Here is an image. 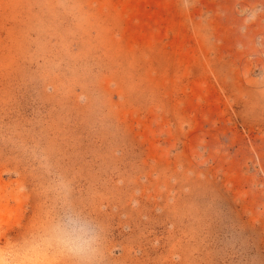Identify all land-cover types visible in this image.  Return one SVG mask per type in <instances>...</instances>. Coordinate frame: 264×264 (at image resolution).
Here are the masks:
<instances>
[{
	"label": "rangeland",
	"instance_id": "rangeland-1",
	"mask_svg": "<svg viewBox=\"0 0 264 264\" xmlns=\"http://www.w3.org/2000/svg\"><path fill=\"white\" fill-rule=\"evenodd\" d=\"M66 202L99 264H264V0H0V236Z\"/></svg>",
	"mask_w": 264,
	"mask_h": 264
},
{
	"label": "clouds",
	"instance_id": "clouds-1",
	"mask_svg": "<svg viewBox=\"0 0 264 264\" xmlns=\"http://www.w3.org/2000/svg\"><path fill=\"white\" fill-rule=\"evenodd\" d=\"M101 232L69 202L38 229L0 236V264H99Z\"/></svg>",
	"mask_w": 264,
	"mask_h": 264
}]
</instances>
